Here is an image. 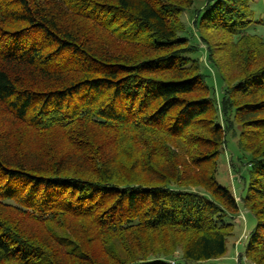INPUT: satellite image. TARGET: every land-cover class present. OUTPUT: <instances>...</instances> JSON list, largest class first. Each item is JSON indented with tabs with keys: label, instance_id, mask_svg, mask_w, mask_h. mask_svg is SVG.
<instances>
[{
	"label": "trees",
	"instance_id": "trees-1",
	"mask_svg": "<svg viewBox=\"0 0 264 264\" xmlns=\"http://www.w3.org/2000/svg\"><path fill=\"white\" fill-rule=\"evenodd\" d=\"M253 1L193 19L216 100L181 35L196 0H0V264H221L239 204L255 219L239 263L264 264ZM227 133L249 157L240 203L217 179Z\"/></svg>",
	"mask_w": 264,
	"mask_h": 264
},
{
	"label": "rangeland",
	"instance_id": "rangeland-1",
	"mask_svg": "<svg viewBox=\"0 0 264 264\" xmlns=\"http://www.w3.org/2000/svg\"><path fill=\"white\" fill-rule=\"evenodd\" d=\"M160 1L164 2L167 0ZM171 1L179 3L181 0ZM204 1L205 0H196L191 7L183 9L180 20L184 24V31L181 32V35L187 36L189 38V43L197 46L198 50L192 56L199 59L201 68L205 74L206 82L213 90L216 100H219L222 94V81L216 69H214V67L207 61L205 52L206 46L199 37L196 26L193 24L195 14L197 10L203 6ZM251 7L254 10V18H252L253 22L247 30L249 34L261 38L264 42V0H254L251 3ZM203 32L212 41L219 37L217 33H213L210 30H205ZM102 37L107 41H111L107 32H103ZM118 44H120V42ZM217 109L219 117L222 119L220 103H217ZM248 160V155L244 154L238 148L237 136L227 133L217 160V179L232 191L239 203L240 198L245 194L248 183L250 169L248 167ZM228 220L234 223V231L229 238L227 253L218 260V262L221 264H238L240 261L238 255L243 257V242L245 241L247 234L254 227L255 219L242 204H239V212L235 215H228ZM179 256L180 251L177 250L174 258H179ZM242 259V264H252L248 260L244 258Z\"/></svg>",
	"mask_w": 264,
	"mask_h": 264
},
{
	"label": "built area",
	"instance_id": "built-area-1",
	"mask_svg": "<svg viewBox=\"0 0 264 264\" xmlns=\"http://www.w3.org/2000/svg\"><path fill=\"white\" fill-rule=\"evenodd\" d=\"M243 261V259L241 260V262ZM239 264V263H238ZM240 264H242V263H240Z\"/></svg>",
	"mask_w": 264,
	"mask_h": 264
}]
</instances>
